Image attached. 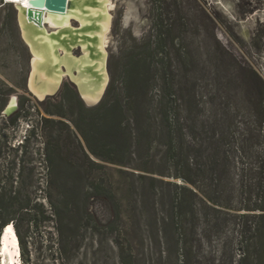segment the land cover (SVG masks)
Returning <instances> with one entry per match:
<instances>
[{
  "label": "rangeland",
  "instance_id": "rangeland-1",
  "mask_svg": "<svg viewBox=\"0 0 264 264\" xmlns=\"http://www.w3.org/2000/svg\"><path fill=\"white\" fill-rule=\"evenodd\" d=\"M113 1L108 83L113 73L119 76L133 47L146 42L152 47L162 30L169 59L161 62L157 93L163 96L167 80H172V114L190 143L191 163L204 160L216 139L237 151L230 168L233 189L220 193L206 178L193 185L173 177L174 168L161 159L164 147L154 143L147 152L139 131L124 148V164L89 154L73 121L80 114L86 121L96 118L82 110L78 99L92 106L67 79L53 96H33L26 83L29 53L15 9L0 0V191L12 181L34 197L22 210L27 243L24 256L18 242V264H121L119 244L127 264H185V240L186 264H239L243 249H252L257 224H264L257 217L262 211L243 207L248 198L254 200L247 192L256 190L249 185L254 180L249 167L255 163V150L264 146V117L254 104L264 93V0ZM156 22L165 27H155ZM164 64L172 75L163 74ZM12 97L16 109L6 115ZM43 118L53 122L42 127ZM80 143L100 166L88 162ZM174 184L198 194L197 219L185 222V233L172 220L170 196L178 191ZM206 195H221L218 201L228 206L213 204ZM35 201L48 214L57 209L59 231L57 217L32 222Z\"/></svg>",
  "mask_w": 264,
  "mask_h": 264
},
{
  "label": "trees",
  "instance_id": "trees-1",
  "mask_svg": "<svg viewBox=\"0 0 264 264\" xmlns=\"http://www.w3.org/2000/svg\"><path fill=\"white\" fill-rule=\"evenodd\" d=\"M155 27L164 28L165 26L162 22H156ZM157 34V36H153L154 44L152 47L149 46V42H146L142 46L133 47L125 55L119 76H115L116 73L111 75L105 93L98 104L88 108L78 99L82 110L92 112L96 115V118L86 121L85 116L80 114L73 121V124L85 142L89 154L102 161L124 164V148L131 145L134 134L139 131L140 135L146 140L145 148L147 152L154 143L164 147L161 159L174 168V172L171 173L173 177H181L184 182L193 185H196L198 180L206 178L210 186L211 184L214 186V190L220 193L226 190L231 191L233 188L230 168L235 165L237 151L226 147L222 138L216 139L212 142L213 145L210 146L204 160L191 163L189 157L190 143L179 128L180 123L172 114V109H174L173 99L171 98L172 80H167V90L163 93V96L157 93L156 78L160 72L161 62L164 57L169 59V52L164 49V39H161L162 30ZM157 53H161L162 57H157ZM162 67L165 76L172 75L168 64H164ZM123 97L126 100H123ZM254 104L260 114L259 117L262 119L264 117V93L262 91ZM48 122H53V120L48 118L40 120L42 127ZM103 139L109 140V142L105 143ZM78 146L82 155L90 164L100 166L89 158L81 143ZM202 150L204 151L206 148ZM254 156L255 163L249 167L254 180L249 185H253L256 190L253 191L250 188L247 191L249 194L254 195V200H251V197L248 198L243 207L247 210L262 211L257 217L260 221H263L264 146L255 150ZM244 168L242 163L241 170L244 171ZM158 174L165 175L164 173ZM151 180L157 179L151 177ZM159 181L165 183L161 179ZM166 183L170 184L169 182ZM174 186L178 191L172 197L170 196L172 220L175 221L179 233H185V222L190 220L194 224V220L197 219L195 199L198 194L186 185L174 184ZM241 186H244L243 183H241ZM220 196L206 195V200L227 207L228 203L222 205L218 201ZM32 201H34V197H31L29 192L25 193L23 191L22 183L15 188L14 183L10 181L8 189L0 191V227L4 228L8 224L14 225L24 256L26 255L27 234L21 226L25 216L22 210L27 208ZM31 209H33V213L30 211L25 212L32 213L33 223H37L39 217L43 221L49 220L51 217H57V230H60L62 221L59 219V212L56 208L52 207L51 212L48 214L43 209L42 204L35 201ZM263 236L264 224H257L256 238L252 244V249L249 250V245L243 249L239 264H264ZM118 246L121 264H127L126 251L122 244ZM182 246L185 255H183L184 263L186 264V240L182 242Z\"/></svg>",
  "mask_w": 264,
  "mask_h": 264
},
{
  "label": "bare ground",
  "instance_id": "bare-ground-1",
  "mask_svg": "<svg viewBox=\"0 0 264 264\" xmlns=\"http://www.w3.org/2000/svg\"><path fill=\"white\" fill-rule=\"evenodd\" d=\"M12 4L21 37L31 52L28 89L43 100L69 76L88 105L100 98L108 83L106 69L108 33L112 22L113 0H68L64 14L45 11L43 25L29 17L25 0H4ZM79 46L78 55L72 47ZM65 68H64V67ZM16 108L12 97L6 106ZM19 245L13 224L0 235V264H18Z\"/></svg>",
  "mask_w": 264,
  "mask_h": 264
},
{
  "label": "water",
  "instance_id": "water-1",
  "mask_svg": "<svg viewBox=\"0 0 264 264\" xmlns=\"http://www.w3.org/2000/svg\"><path fill=\"white\" fill-rule=\"evenodd\" d=\"M28 3H29V9H28V15H29V17H33L34 20L36 21V23L38 25H43L44 24V22L42 21V15H43V13L45 11H48V12H52V13L64 14L66 12L68 0H28ZM15 17H16V15H15ZM16 24H17V22H16ZM18 31H19V29H18ZM19 35H20V32H19ZM20 38L23 41V43L25 44V46H26V48L28 50V53H29V60H28L29 61V71L27 73V78H26V83H27L28 77H29V74H30V67H31V64H30L31 52L29 51L28 46L24 42V40L21 37V35H20ZM78 47L79 46L72 47V53L75 52V49L78 50V53L75 54V55H78L81 52V49H79ZM65 79H67L74 86L76 92L79 94V96L81 97V99H83V97L81 96V93H80V91H79L78 86L76 85V83L72 79H70L69 76L65 77ZM65 79H63V81ZM27 87H28V84H27ZM105 89H106V87H105ZM105 89H104V91H105ZM58 90H59V88L55 92H53L51 94H48L47 97L53 96L54 94H56V92ZM104 91L102 92V94H101L100 98L98 99V101L96 103H94V104H91L90 106H94V105H96V104H98L100 102V100L102 99V96L104 94ZM5 109H6V107H5ZM13 111H11L10 113H7L6 110H5V114L6 115H9V114L13 113Z\"/></svg>",
  "mask_w": 264,
  "mask_h": 264
},
{
  "label": "snow or ice",
  "instance_id": "snow-or-ice-1",
  "mask_svg": "<svg viewBox=\"0 0 264 264\" xmlns=\"http://www.w3.org/2000/svg\"><path fill=\"white\" fill-rule=\"evenodd\" d=\"M25 4H26V6H27V0H25Z\"/></svg>",
  "mask_w": 264,
  "mask_h": 264
}]
</instances>
